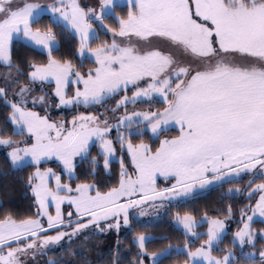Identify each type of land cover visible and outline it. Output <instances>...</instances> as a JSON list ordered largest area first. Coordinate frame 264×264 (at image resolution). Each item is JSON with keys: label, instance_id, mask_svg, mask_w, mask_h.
Instances as JSON below:
<instances>
[{"label": "snow or ice", "instance_id": "1", "mask_svg": "<svg viewBox=\"0 0 264 264\" xmlns=\"http://www.w3.org/2000/svg\"><path fill=\"white\" fill-rule=\"evenodd\" d=\"M0 69V264H264V0H0Z\"/></svg>", "mask_w": 264, "mask_h": 264}, {"label": "trees", "instance_id": "2", "mask_svg": "<svg viewBox=\"0 0 264 264\" xmlns=\"http://www.w3.org/2000/svg\"><path fill=\"white\" fill-rule=\"evenodd\" d=\"M47 22V19L45 18V23ZM59 31V29H57ZM107 37L104 36L103 33L100 35V39H106ZM68 43L67 39L61 42L62 47L66 46ZM95 46V44L93 45ZM88 66L87 62H85V68ZM4 71V69H0V72ZM3 109H0V114H2ZM175 132H171L173 134ZM45 167H52L54 170L56 169V163L55 162H48ZM31 169L28 167H25L24 169L9 175L8 177H0V188H2L5 184H11L15 183L17 187V191L14 193V199L15 201H20L22 198L20 196V186L18 183V178L25 177L27 173ZM246 180V178H245ZM163 184L162 182L158 181V185ZM239 185H229L225 184L222 189H216L214 186L213 188H210L207 192L205 193H200L197 195V197L192 198L189 200L188 203H181L178 207L177 210L180 213H185V212H191L193 215H196L199 217L202 215L203 211L205 208H215L220 205H217L214 203L217 201V199L220 197L221 193H226L227 189L229 187H235ZM231 202L235 207L239 208L240 207V200L239 198L235 196H230L227 197L225 200L222 201V204H227ZM238 218V217H237ZM257 227H260V225L257 223ZM235 228V225H234ZM203 230V229H200ZM139 232H146L149 235L152 236H167L169 237V240L164 241L163 243H153L150 244L149 247L152 250H159L160 247L165 246L167 243L171 242L174 246H182L184 242V237L182 234V229H180L178 226H176L173 222H171L169 219H165L162 222H159L157 224L153 225H148L144 227H136L134 228V231L132 233H139ZM227 239H230V237L226 238L225 243H227ZM130 240V239H129ZM128 240V241H129ZM195 246H199V241L195 242ZM224 245H221L223 247ZM259 247V245H257ZM105 252V251H104ZM107 254V252H105ZM184 257L180 255L173 254L167 259L164 260L163 264H182Z\"/></svg>", "mask_w": 264, "mask_h": 264}, {"label": "rangeland", "instance_id": "3", "mask_svg": "<svg viewBox=\"0 0 264 264\" xmlns=\"http://www.w3.org/2000/svg\"><path fill=\"white\" fill-rule=\"evenodd\" d=\"M92 2H93V0H80L81 5H84V6H86V5H88V4L92 3ZM54 115H56L55 112H54ZM174 134H176V133H173L171 135H174ZM49 162H55V161H49ZM158 181H160V182L163 183V184L158 185V186L163 187L164 186V183H165V181L163 180V178H159L158 177ZM189 200L184 201V202H181V203H188ZM178 206L179 205L173 206V207L169 208L167 212H161L159 214H157L156 212H154V210L152 208L147 207V211L150 213V215L141 218L140 221H139V223L136 224L134 226V228H136V227H144V226H148V225L157 224L159 222L164 221L165 219H169L172 222V216L178 211L177 210V207ZM53 212H54V209H53ZM180 214L183 215L184 213H180ZM176 226H178V225H176ZM231 227H232V230H235L234 224ZM135 234H138V233H128L125 229H123V228L121 229V231L119 233V237H120V240L122 242V248L123 249H127V247H128V240L131 239V236L132 235H135ZM116 238H117V236H116V233L115 232H112L107 238L99 237V239H101V240L104 241V243L102 245H100V247L102 248V250L105 251V252H107V245H109V244H115ZM92 256H93V259L96 258V256H95L94 253L92 254ZM45 259H47V257H45Z\"/></svg>", "mask_w": 264, "mask_h": 264}]
</instances>
